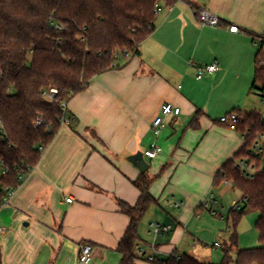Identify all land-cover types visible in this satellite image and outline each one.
Returning a JSON list of instances; mask_svg holds the SVG:
<instances>
[{"label": "crops", "instance_id": "obj_1", "mask_svg": "<svg viewBox=\"0 0 264 264\" xmlns=\"http://www.w3.org/2000/svg\"><path fill=\"white\" fill-rule=\"evenodd\" d=\"M160 8L139 55L125 64L120 59L119 69L94 77L66 103L72 122L61 124L35 168L1 205L2 264H77L81 243L93 248L91 264H119L116 248L129 218L117 202L133 207L140 196L133 182L141 173L128 161L137 153L156 178L149 192L157 205L139 224L135 264H154L173 253L221 262L214 253L229 238L225 214L219 219L200 206L212 193L222 210L220 200L234 190L225 182L214 186L216 173L243 145L240 134L219 119L250 112L264 117V104L252 96L261 46L264 58V0H178ZM201 9L217 16L219 26H199ZM212 63L219 71L196 80L197 68ZM164 104L180 115L165 117L155 136L151 123ZM196 111L202 113L197 130L207 134L194 146L195 137L185 139L194 136L189 123ZM209 134L217 137L215 145ZM153 144L162 152L148 159L144 152ZM151 224L170 230L147 240ZM245 232L240 250L254 243Z\"/></svg>", "mask_w": 264, "mask_h": 264}, {"label": "trees", "instance_id": "obj_2", "mask_svg": "<svg viewBox=\"0 0 264 264\" xmlns=\"http://www.w3.org/2000/svg\"><path fill=\"white\" fill-rule=\"evenodd\" d=\"M175 2L0 0V207L3 198L35 168L61 124L72 122L66 103L84 92L94 77L119 69L120 59L125 64L138 56V47L155 30L157 7L168 8ZM259 50L252 92H264L262 46ZM50 89L57 92L52 100L43 96ZM201 116L196 111L190 129L199 128ZM237 117L233 128L243 138V145L214 177V186L227 182L239 192L238 202H242L225 217L230 237L219 264H264V169L248 180L235 167L239 155L247 156L246 147L254 137L264 135V117L257 112ZM155 179L146 171L133 182L140 193L133 207L117 202L120 212L129 218L116 248L119 264H135L138 259L135 250L139 224L148 209L157 205L149 192ZM247 212L259 214L255 224L259 244L240 250L237 226ZM152 263L213 264L175 253L158 262L153 259Z\"/></svg>", "mask_w": 264, "mask_h": 264}, {"label": "built area", "instance_id": "obj_3", "mask_svg": "<svg viewBox=\"0 0 264 264\" xmlns=\"http://www.w3.org/2000/svg\"><path fill=\"white\" fill-rule=\"evenodd\" d=\"M178 1V0H177ZM161 8L157 7V13L160 12ZM197 23L201 27H218L220 24V20L217 16L210 13L206 9H201L198 11L197 16ZM230 32L236 33L237 28L232 27L229 29ZM219 71V66L216 63H212L205 66H199L197 68V74H196V80L200 81L203 79L205 75H213ZM57 92L56 90L50 89L46 90L43 93V96L48 99L52 100L56 96ZM256 95L261 98L262 101H264V92L262 91H256ZM180 115V109L177 107H174L171 104H164L161 106L159 115L156 116L152 123H151V129L155 136H158L160 128L163 127V121L165 117H173L177 118ZM238 117L235 114L227 115L224 117H221L219 119V122L222 124H226L230 127H234V125L237 123ZM63 123H69V121H64ZM39 124V123H38ZM37 124V125H38ZM1 126V121H0ZM241 139H243L241 137ZM243 143V140H242ZM162 152V149L159 146H156L155 144L151 145V147L144 152V157L148 159H154L156 158L160 153ZM246 152L248 153L247 156L239 158L235 160V167L238 169L240 174L248 180H251L254 178L255 175H257L259 172L264 169V135L257 134L254 139L248 144L246 147ZM22 179L24 176L21 177ZM225 184H228L225 182ZM13 191H11L6 197L3 198L2 204L7 203L8 199L10 198ZM72 199H66V203H71ZM242 202H237L234 204V206L241 205ZM202 208L204 210H207L211 216H216L217 213L220 214V211L218 210V204L217 199L215 198L214 194L209 193L205 199L202 201L201 204ZM151 233L154 237L163 236L166 232L170 230V227L168 226H159L157 224H151ZM3 232V229L0 227V234ZM218 246V244H216ZM93 257V248L91 245L87 243H81L78 245V254H77V264H91ZM149 260H152L151 258Z\"/></svg>", "mask_w": 264, "mask_h": 264}, {"label": "rangeland", "instance_id": "obj_4", "mask_svg": "<svg viewBox=\"0 0 264 264\" xmlns=\"http://www.w3.org/2000/svg\"><path fill=\"white\" fill-rule=\"evenodd\" d=\"M180 88H182V85H180ZM252 96H257L256 95V92L255 91H253V93H252ZM258 97V96H257ZM259 98V97H258ZM260 100H259V103L260 104H264V102H262V100H261V98H259ZM193 131V134L192 135H194V136H191L190 138L188 137V135H187V137L188 138H186L185 140L186 141H188V140H191V142H193L194 140L193 139H195V141H194V146H197V145H202V143H203V138H204V136H206V130L205 131H201L200 129L199 130H192ZM198 133V134H197ZM200 133V134H199ZM192 137H195V138H193L192 139ZM209 139H210V145H215V143H216V141H217V137L216 136H214L213 134H209ZM193 140V141H192ZM242 157H245V155H239L237 158H236V160L237 159H239V158H242ZM213 193H217V192H215V191H213ZM238 197H240V194H239V192H237V191H235V190H229V192L220 200V204L222 205V207H223V209L222 210H220L219 208V205H218V210L220 211V213L221 212H224V214H225V216L223 215V218H225L226 217V215H227V213L229 212V210L231 209V208H233V202L236 200H238L237 198ZM218 204V203H217ZM207 210H205V212H206ZM208 212V211H207ZM209 213V212H208ZM255 216H256V213L255 212H247L243 217H242V219L240 220V222H239V224H238V226H237V235H238V240H237V246H238V249H240V242H239V238H240V232L242 231V232H245V240L246 241H248L249 240V242L248 243H250V241L251 242H254L252 245H246V246H250V247H247L246 249H249V248H254V247H257L258 246V244H259V242H258V232H257V230H256V228H255V226H254V222H255ZM217 218H219L220 219V217H217ZM252 225V229H248V227H249V225ZM228 231H229V237H230V230L228 229ZM154 237H153V235L152 234H149L148 233V238H147V240H152ZM221 241V240H220ZM229 241V238H227L226 240H225V242L226 243H224L223 245H222V247L221 248H219V249H216L217 250V252L216 253H214L215 255L217 254V255H219L220 256V259L223 257V251H222V249H223V247L227 244V242ZM242 246V245H241ZM232 258L233 259H235V254H233L232 253ZM222 260V259H221Z\"/></svg>", "mask_w": 264, "mask_h": 264}, {"label": "water", "instance_id": "obj_5", "mask_svg": "<svg viewBox=\"0 0 264 264\" xmlns=\"http://www.w3.org/2000/svg\"><path fill=\"white\" fill-rule=\"evenodd\" d=\"M128 161L134 165L140 171V173H144L148 170V165L144 162L141 153H137L136 155L129 157Z\"/></svg>", "mask_w": 264, "mask_h": 264}]
</instances>
